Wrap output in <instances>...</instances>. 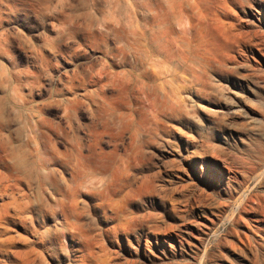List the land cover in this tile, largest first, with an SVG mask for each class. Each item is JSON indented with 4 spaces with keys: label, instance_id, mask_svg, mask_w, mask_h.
Instances as JSON below:
<instances>
[{
    "label": "rangeland",
    "instance_id": "374dc122",
    "mask_svg": "<svg viewBox=\"0 0 264 264\" xmlns=\"http://www.w3.org/2000/svg\"><path fill=\"white\" fill-rule=\"evenodd\" d=\"M0 264H264V0H0Z\"/></svg>",
    "mask_w": 264,
    "mask_h": 264
}]
</instances>
